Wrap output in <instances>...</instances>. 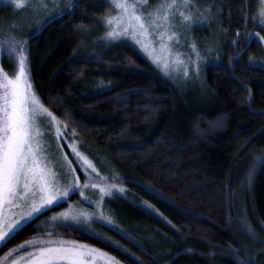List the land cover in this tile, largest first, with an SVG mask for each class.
Listing matches in <instances>:
<instances>
[{"label": "trees", "instance_id": "16d2710c", "mask_svg": "<svg viewBox=\"0 0 264 264\" xmlns=\"http://www.w3.org/2000/svg\"><path fill=\"white\" fill-rule=\"evenodd\" d=\"M214 1L220 43L191 84L162 76L135 46L103 40V18L114 9L107 0L58 5L26 34L31 86L109 178L91 182L77 169L84 185L118 186L100 208L115 221L49 218L73 192L17 229L0 256L53 231L123 264H264L260 0ZM190 27L187 50L198 41ZM8 57L0 64L10 73Z\"/></svg>", "mask_w": 264, "mask_h": 264}, {"label": "rangeland", "instance_id": "374dc122", "mask_svg": "<svg viewBox=\"0 0 264 264\" xmlns=\"http://www.w3.org/2000/svg\"><path fill=\"white\" fill-rule=\"evenodd\" d=\"M107 1L114 9L112 13L103 18L104 27L100 30V34L102 32L104 35L103 40L109 43L125 42L135 46L162 76L174 80L175 84H180L178 83L180 81L184 84H191L190 82L194 81V78L197 79L203 72V67L214 59L212 54L217 49L215 44L220 43L214 0H157V5L152 6H148L146 0ZM23 3L25 7L17 8L16 0H0V6L6 7L4 18L9 13L2 27L0 23V60L4 55H8L13 60V69L10 73L0 64V82L3 81L5 75L13 78L12 74L18 72V61L21 55L25 57L26 34L44 18L42 24L50 18V13L54 9L61 11V8H57L58 5L68 7L70 0H23ZM120 4H127L128 11H122L118 7ZM133 15L140 17V20H134ZM109 20L112 22L109 23ZM259 20L261 21V32H255L254 36L261 42V53L254 58L255 63L264 66V0H260ZM140 24H143V29L139 26ZM190 25L193 26V30L196 29L194 32L198 41H196L197 46H191L190 50H187L182 44L188 41L185 34H189L188 31L192 29ZM110 33L112 35H109ZM175 40L178 41L174 42ZM190 42L193 44V41ZM164 64L168 67L165 68ZM3 91V88H0V95ZM31 92L37 101L36 115L38 117L36 126L33 128V135L37 136L43 146L41 155L45 157L50 173H55V176L49 174L48 179L54 180L61 190L67 189L68 185H79V187L69 189L70 195L76 192L75 200L50 213L49 218L53 221L68 220L62 216L63 213H68L70 220H73L72 216L79 217L74 221L84 219L85 222H90L99 217L107 222L115 221V217L109 215L106 205L103 208H106L107 214L100 208L102 198L108 195L106 193L112 192L118 186L109 183L96 185L86 182L89 187H84V182L77 175V169L91 182L96 178L99 180H109V178L102 177L95 172L92 161L84 153L87 148L75 137V134L66 132L56 116L39 101L33 88ZM41 112L50 113V115H41ZM41 120L43 123H40ZM30 202H33L31 194L25 200L20 201L21 207L3 208L0 210L2 212L0 220H19L22 216H27V213L31 211ZM82 203H87L91 207L83 208ZM81 213L87 216V219L81 216ZM53 217H58V219L54 220ZM47 233L46 236L38 238L34 236L21 244V246L26 245L24 250H20V246L14 248L12 251L14 255L10 250L6 251L0 256V264H32L27 257L36 251L37 247L43 246L42 241L48 240L75 243L85 253H91L89 259L92 264H123L103 249L58 232L49 231ZM114 245L117 246L116 243ZM59 264H67V262L61 261Z\"/></svg>", "mask_w": 264, "mask_h": 264}, {"label": "snow or ice", "instance_id": "6c2138e0", "mask_svg": "<svg viewBox=\"0 0 264 264\" xmlns=\"http://www.w3.org/2000/svg\"><path fill=\"white\" fill-rule=\"evenodd\" d=\"M15 6L23 8L25 4L23 0H16ZM118 7L122 11L129 9L127 4H120ZM133 19L139 21L140 17L133 15ZM139 26L142 29L144 27L143 24ZM163 66L168 67L167 64ZM29 71L27 60L21 55L18 72L12 74L13 78L5 75L0 82V88L4 90L0 95V210L8 206L21 207L20 201L25 200L29 194L33 198V202L29 203L31 211L27 216H22L19 220H0V243L5 246L8 238L17 229L23 228L34 215L46 214L47 211L59 207L61 203H66V198L70 195L69 189L79 187L68 185L67 189L61 190L54 180L48 179L49 174L55 176V173H50L45 157L41 155L43 146L37 136L33 135L38 117L37 101L28 80ZM41 115L50 113L41 112ZM258 163L264 165V158H260ZM84 187L89 185L86 184ZM106 194L111 195V192ZM80 215L87 219L83 213ZM62 216L69 219L68 213H63ZM71 219L78 220L79 217L72 216ZM41 244L43 246L37 247L36 251L27 257L32 264H59L61 261H66L67 264H92L89 259L91 253H85L75 243L48 240L42 241Z\"/></svg>", "mask_w": 264, "mask_h": 264}]
</instances>
